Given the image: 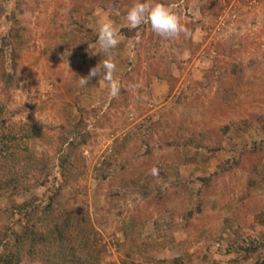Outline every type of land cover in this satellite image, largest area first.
<instances>
[{
	"label": "rangeland",
	"instance_id": "374dc122",
	"mask_svg": "<svg viewBox=\"0 0 264 264\" xmlns=\"http://www.w3.org/2000/svg\"><path fill=\"white\" fill-rule=\"evenodd\" d=\"M135 2L0 0V100L3 72L17 68L19 84L3 102L0 131L40 122L35 148L55 169L28 191L0 187L4 243L17 247L27 221L19 205L43 207L59 191L63 204L91 213L94 264H264V0H158L190 30L176 39L150 24L125 27ZM102 18L121 41L112 50L115 98L99 76L78 86L105 58ZM13 31L16 62L3 45ZM167 68L173 89L161 76ZM70 143L85 168L75 182L58 164ZM111 184L124 195L114 199ZM21 253L18 264H44Z\"/></svg>",
	"mask_w": 264,
	"mask_h": 264
},
{
	"label": "trees",
	"instance_id": "16d2710c",
	"mask_svg": "<svg viewBox=\"0 0 264 264\" xmlns=\"http://www.w3.org/2000/svg\"><path fill=\"white\" fill-rule=\"evenodd\" d=\"M3 43L4 48L9 49L11 60L16 62L20 54L18 31H13L9 38H3ZM4 61H6L5 53L1 49L0 68L3 67ZM16 69L14 67L13 73L1 74L4 85L1 89L3 94L0 100V120L3 114L1 107L4 109L3 102L8 100L11 90L19 85ZM169 73L170 69L167 68L161 76L168 77L170 88L173 89L176 79ZM3 129L0 131V168L5 172L0 176V187L19 192L44 185L55 169L51 167V156L46 153L39 156L35 148V142L39 138H44L41 123L29 121L24 124L18 123L13 128L6 124ZM224 134H228V128L225 129ZM69 145L66 152L57 151L60 159L58 164L64 180L75 182L84 175L85 168L80 166L79 154H74L76 145L74 143ZM60 194L59 191L55 192L43 207L34 201L18 206V210L27 221L17 237L16 249L5 244V234L0 233L2 261L6 264H18L22 260L21 251L26 248L30 256L43 261L44 264H94L96 262L94 242L97 239V231L92 223L88 207L76 204L65 205L59 200ZM111 194L114 199L124 195L118 187H114V184H111ZM129 239L133 244L140 242V236L136 234Z\"/></svg>",
	"mask_w": 264,
	"mask_h": 264
},
{
	"label": "clouds",
	"instance_id": "9594fccd",
	"mask_svg": "<svg viewBox=\"0 0 264 264\" xmlns=\"http://www.w3.org/2000/svg\"><path fill=\"white\" fill-rule=\"evenodd\" d=\"M125 20V27L129 29H137L142 24H150L152 31L164 39H176L181 34H184L185 37L190 35V30L181 23L180 17L173 8L158 2V0L156 2L137 0L127 10ZM120 42L119 29L110 19L102 18L98 25V44L99 53H103L105 58L92 67L86 77H80L78 86L84 87L93 77L99 76L111 97L115 98L120 94L121 84L114 75L117 71V64L113 59L112 51ZM140 42L141 33L136 32L132 46ZM151 174H158L155 166L151 169Z\"/></svg>",
	"mask_w": 264,
	"mask_h": 264
}]
</instances>
